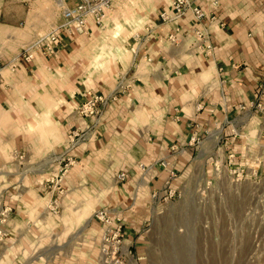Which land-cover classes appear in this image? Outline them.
Segmentation results:
<instances>
[{"label":"crops","instance_id":"1","mask_svg":"<svg viewBox=\"0 0 264 264\" xmlns=\"http://www.w3.org/2000/svg\"><path fill=\"white\" fill-rule=\"evenodd\" d=\"M171 3L112 0L100 27L61 33L55 56L0 54L12 60V71L0 72V149L26 165L20 180L0 182L11 224L31 221L52 195L63 209L85 196L120 217L132 240L152 193L176 191L209 145L225 160L251 151L264 158V115L254 106L264 108V0H194L206 16L200 22L188 10L163 23ZM12 29L0 25V45ZM89 92L105 102L82 119ZM169 170L177 176L165 187Z\"/></svg>","mask_w":264,"mask_h":264},{"label":"rangeland","instance_id":"2","mask_svg":"<svg viewBox=\"0 0 264 264\" xmlns=\"http://www.w3.org/2000/svg\"><path fill=\"white\" fill-rule=\"evenodd\" d=\"M72 1L0 0V25L13 28L0 54H19L35 43ZM5 67L11 72L12 60H0L1 71ZM207 151L179 178L172 197L162 193L141 210L142 222L132 227L136 237L128 239L132 258L124 264H264V158L251 151V158L246 153L235 161L230 154L225 160L217 147ZM0 153V182L20 180L25 158ZM50 189L43 187L44 195ZM57 195L31 221L17 224L0 203V264H105L94 201L82 196L63 209Z\"/></svg>","mask_w":264,"mask_h":264},{"label":"built area","instance_id":"3","mask_svg":"<svg viewBox=\"0 0 264 264\" xmlns=\"http://www.w3.org/2000/svg\"><path fill=\"white\" fill-rule=\"evenodd\" d=\"M112 0H77L76 4L67 7L62 11V20L59 24L49 29L46 34L42 35L35 43L23 49L18 58L24 61H31L33 54H41L43 56H55L58 54L62 46L61 33L84 35L88 33V24L92 23L95 26H101L105 17L109 14ZM188 10L195 22H200L205 18L202 9L194 4V0H172L171 13L162 12L160 14L161 22L165 23L170 19L181 18ZM213 19V17H211ZM202 37V36H200ZM172 40V36L169 37ZM205 48L210 52L211 45L208 43ZM1 72V69H0ZM105 100L101 95L89 92L85 101L78 109V114L82 119L96 117L100 114L99 106ZM258 110L263 112L264 108L260 103L254 105ZM78 133L73 131L67 137V147L73 148L76 144ZM261 157V155L259 156ZM257 163H261L260 158L256 159ZM62 163V162H61ZM73 163V160L68 158L66 163L62 165L61 173L67 171L68 166ZM159 166L166 167L167 162L161 161ZM142 170L145 168L141 167ZM240 170V174L243 173ZM176 172L169 170L166 178L165 187L169 186V182L176 177ZM122 178V176H120ZM156 192V191H155ZM152 193V198H159L161 193ZM168 197H172L175 193L173 190H168ZM7 210L11 211L10 208ZM93 220L101 228V237L99 252L101 260L106 264H124L129 262L131 256V242L125 234L124 221L113 215L108 209L100 207L93 213Z\"/></svg>","mask_w":264,"mask_h":264}]
</instances>
